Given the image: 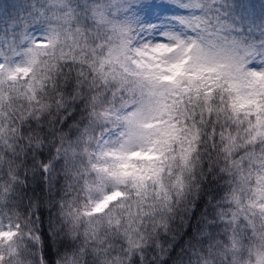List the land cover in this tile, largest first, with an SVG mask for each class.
<instances>
[{"label":"snow or ice","instance_id":"1","mask_svg":"<svg viewBox=\"0 0 264 264\" xmlns=\"http://www.w3.org/2000/svg\"><path fill=\"white\" fill-rule=\"evenodd\" d=\"M0 264H264V0H0Z\"/></svg>","mask_w":264,"mask_h":264}]
</instances>
